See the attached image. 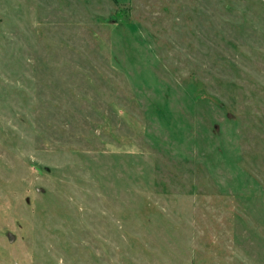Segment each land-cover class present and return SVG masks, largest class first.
Masks as SVG:
<instances>
[{
    "label": "rangeland",
    "instance_id": "obj_1",
    "mask_svg": "<svg viewBox=\"0 0 264 264\" xmlns=\"http://www.w3.org/2000/svg\"><path fill=\"white\" fill-rule=\"evenodd\" d=\"M0 264H264V0H0Z\"/></svg>",
    "mask_w": 264,
    "mask_h": 264
}]
</instances>
